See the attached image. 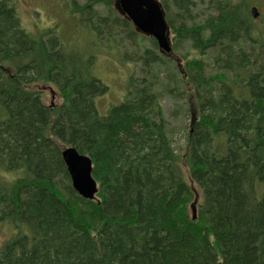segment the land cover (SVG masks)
<instances>
[{"label":"trees","instance_id":"obj_1","mask_svg":"<svg viewBox=\"0 0 264 264\" xmlns=\"http://www.w3.org/2000/svg\"><path fill=\"white\" fill-rule=\"evenodd\" d=\"M69 1L100 43L135 41L110 0ZM162 5L172 53L153 39L137 51L140 76L101 115L97 47L70 52L53 30L34 36L0 2V224L18 230L0 264H264V14L256 0ZM164 93L190 118L185 147ZM67 147L91 158L94 200L73 189Z\"/></svg>","mask_w":264,"mask_h":264},{"label":"rangeland","instance_id":"obj_2","mask_svg":"<svg viewBox=\"0 0 264 264\" xmlns=\"http://www.w3.org/2000/svg\"><path fill=\"white\" fill-rule=\"evenodd\" d=\"M3 1L16 9L21 25L34 36L39 37L43 33L53 30L56 35L60 36L64 48L70 52H83L85 54L87 50H94L97 47L94 53L96 55L94 76L108 87L106 94L95 99L97 109L101 115H106L111 107L117 106L123 101L128 89L129 78L134 75L140 76L141 63L134 60L135 55H137L136 52L140 49L144 51L146 48L152 49L153 47L151 38L138 32H136L137 36L135 41H132L133 43L126 36L111 38L114 39L112 45L107 41L108 38H102L105 41L100 43L92 35V31L87 25L70 13L69 10H72V7L69 0H0V2ZM76 1L82 5L87 0ZM159 1L163 4V0ZM263 1L256 0V3L264 14ZM110 4L118 13L114 7V0H110ZM118 15L120 16L119 13ZM133 29L136 31L134 27ZM173 37L172 34V45ZM156 51L158 54L160 53L158 48H156ZM184 52L187 53V50H184ZM161 82L171 86L175 84L174 81L169 80V76H166V74L161 76ZM39 88L44 92V101L47 105H60L62 100L53 87ZM175 101L174 98L164 93L162 104L170 125L169 128L173 130L175 143L178 146L185 147L187 132L190 129V118H187L186 113H182V102ZM192 188L195 191L198 203L201 200L200 192L196 186L192 185ZM196 206L191 209L192 212H195ZM10 227L9 224H0V250L18 233V230H16V233L12 235L13 230Z\"/></svg>","mask_w":264,"mask_h":264},{"label":"water","instance_id":"obj_3","mask_svg":"<svg viewBox=\"0 0 264 264\" xmlns=\"http://www.w3.org/2000/svg\"><path fill=\"white\" fill-rule=\"evenodd\" d=\"M116 7L134 24L138 32L155 39L163 53L172 52L170 27L158 0H116ZM251 12L254 18L260 15L257 7H253ZM62 158L73 189L84 199L94 200L98 193V184L93 177L91 158L74 147H67L62 152Z\"/></svg>","mask_w":264,"mask_h":264}]
</instances>
